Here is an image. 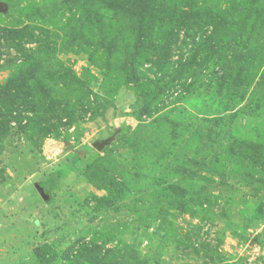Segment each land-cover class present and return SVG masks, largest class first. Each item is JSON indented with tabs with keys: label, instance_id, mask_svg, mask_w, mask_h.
<instances>
[{
	"label": "rangeland",
	"instance_id": "obj_1",
	"mask_svg": "<svg viewBox=\"0 0 264 264\" xmlns=\"http://www.w3.org/2000/svg\"><path fill=\"white\" fill-rule=\"evenodd\" d=\"M0 264H264V0H0Z\"/></svg>",
	"mask_w": 264,
	"mask_h": 264
},
{
	"label": "water",
	"instance_id": "obj_2",
	"mask_svg": "<svg viewBox=\"0 0 264 264\" xmlns=\"http://www.w3.org/2000/svg\"><path fill=\"white\" fill-rule=\"evenodd\" d=\"M94 147H95V149H101L102 145H101V144H98V143H96V144L94 145ZM38 192L40 193V195H42V196H43V192H42V190H41V189H39V188H38Z\"/></svg>",
	"mask_w": 264,
	"mask_h": 264
}]
</instances>
